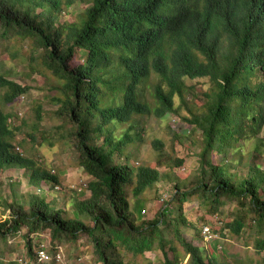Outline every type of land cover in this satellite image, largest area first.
Segmentation results:
<instances>
[{
  "label": "trees",
  "instance_id": "1",
  "mask_svg": "<svg viewBox=\"0 0 264 264\" xmlns=\"http://www.w3.org/2000/svg\"><path fill=\"white\" fill-rule=\"evenodd\" d=\"M75 1L0 0L1 35L29 39L30 61L55 79L51 100L61 119L58 127L87 175L90 192L75 197L76 216L46 197L6 203L0 264H47L38 255L46 247L35 239L46 230L53 253L85 237L99 264H140L153 250L163 254L162 264H233L187 240L184 227L203 239L205 227L222 236L226 229L247 244L252 240L260 256L264 177L252 173L263 170L250 166L240 175L233 155L242 162L245 141L263 142L264 0H81L83 11L73 21L62 20ZM201 77L209 86L199 97L187 79ZM30 89L0 74V169L24 167L31 182L54 187L59 174L16 149L26 120L21 117L17 125V114L4 109ZM181 109L188 113L181 118L201 131L194 175L171 176L185 159L166 151L158 138L152 140L159 151L156 164L134 162L132 148L143 140L145 119ZM164 165L170 168L165 173L158 168ZM165 175L172 182L170 197L153 219H138L131 195L156 190ZM194 200L205 213L221 218L233 203L229 219H221L219 230L188 220L184 206ZM18 239L24 257L4 261Z\"/></svg>",
  "mask_w": 264,
  "mask_h": 264
},
{
  "label": "rangeland",
  "instance_id": "2",
  "mask_svg": "<svg viewBox=\"0 0 264 264\" xmlns=\"http://www.w3.org/2000/svg\"><path fill=\"white\" fill-rule=\"evenodd\" d=\"M86 4L81 0H76L68 10L61 15L62 20L73 21L76 16L83 11ZM0 29V74L5 75L21 84H28L31 89L18 98L13 103L4 105L7 112L14 115L16 124L20 125L22 119L25 124H21V130L17 136L15 143L16 149L25 156L36 161V164L54 171L60 176V183L51 187L49 183H33L29 180L30 170L24 167H5L0 169V219H4L8 215L6 203L20 202L26 203L31 196L46 197V200L56 204L58 207L66 209L67 213L73 216L77 215L74 208V199L78 195H89L86 188L87 175L83 168L77 164L73 148L68 143L67 137H63V129L58 127L61 119L55 115L56 105L53 104L51 98L54 91L51 86L55 83V79L48 72H41V67L30 61L32 52L30 40H22L17 35L8 37L1 35ZM84 57V52H79L78 59ZM33 66H35L33 69ZM188 85L195 86L194 91L201 97L202 91L209 86L208 78L201 77L195 79H187ZM190 95V94H189ZM191 96V95H190ZM38 114L42 119L37 120ZM182 115H188L186 109H181L179 113H167L162 118L150 116L145 119L143 140L139 147H133L136 157L134 162H148L152 165L156 164L159 151L152 146V140L158 138L164 142L166 151L173 156L185 159V163L175 169L172 177H192L198 167V156L196 155L198 147V139L201 131L194 125L190 124ZM22 117V119H20ZM261 136L262 144H258L257 138L245 141L242 144L243 159L234 154L235 168L240 175L249 172L250 166L258 165L263 170L260 174L264 177V131ZM24 138L23 146H19L18 142ZM231 156V155H230ZM221 157H224L221 155ZM220 156L216 159L219 160ZM161 172L165 173L170 170L166 165L158 166ZM164 179L156 184V190H147L139 196L131 195V207L140 220L153 219L157 211L162 206L163 201L167 200L172 193V182ZM233 203H229L224 207L225 216L209 215L203 211L196 200L187 202L184 206V213L188 220L198 225L209 226L217 230L222 228L221 219H229L227 212ZM82 220L89 222L84 214L79 215ZM204 218L202 219L201 217ZM183 236L187 240H192L196 245H202L206 251L213 250L221 254L223 259H229L233 264H259L264 251L257 256V251L253 247L252 240L245 242L243 238H235L228 234L225 229L226 236H222L218 232L209 233L207 227L203 228V237H194V229L184 227ZM41 241L46 247L45 254L48 258L47 264H99L92 252L91 243L82 237L76 244L68 243L60 248L59 253H53L50 249L49 231L46 230L35 238ZM17 248L5 254L4 261L19 259L24 257L23 240L18 239ZM180 252H183L178 245ZM168 255H172L169 252ZM164 261L163 254L160 250L147 251L144 259L140 264H162ZM186 260L183 262L185 263ZM182 262V263H183ZM183 263V264H184Z\"/></svg>",
  "mask_w": 264,
  "mask_h": 264
},
{
  "label": "built area",
  "instance_id": "3",
  "mask_svg": "<svg viewBox=\"0 0 264 264\" xmlns=\"http://www.w3.org/2000/svg\"><path fill=\"white\" fill-rule=\"evenodd\" d=\"M207 230L209 231V228H207ZM209 232H210V231H209ZM44 251H46V249L40 250V251H39V254H38V255H39V260H41V261H44V259H43L44 257H45V258H48V257L46 256V254H45ZM45 261H46V260H45Z\"/></svg>",
  "mask_w": 264,
  "mask_h": 264
}]
</instances>
